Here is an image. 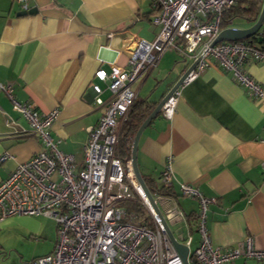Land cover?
I'll return each instance as SVG.
<instances>
[{
	"label": "crops",
	"instance_id": "crops-1",
	"mask_svg": "<svg viewBox=\"0 0 264 264\" xmlns=\"http://www.w3.org/2000/svg\"><path fill=\"white\" fill-rule=\"evenodd\" d=\"M29 5L31 12L21 14L15 2L0 0V82L12 84L17 99L41 112L58 110L50 131L58 148L74 156L78 170L84 164L88 128L111 96L94 73L109 71L111 63L127 67L132 38H155L158 26L151 19L156 8L151 0H31ZM190 64L177 50H165L133 84L136 99L156 105ZM244 67L264 86V59H248ZM92 83L102 88L101 104L94 99ZM41 149L42 140L0 92V155L10 154L0 161V181ZM169 156L174 172L169 194L185 214L192 243L197 246L199 239V204L180 194L179 182L215 198L206 212L214 246L230 249L251 236L264 249V98L249 95L217 64L205 67L181 87L172 118L160 110L140 133L136 160L149 189L163 186L160 174ZM10 217L0 223V264H28L22 255L10 253L14 246L9 238L21 230L8 225ZM51 230L53 245L46 253L57 240L55 221ZM248 260L239 257L231 264Z\"/></svg>",
	"mask_w": 264,
	"mask_h": 264
},
{
	"label": "built area",
	"instance_id": "built-area-1",
	"mask_svg": "<svg viewBox=\"0 0 264 264\" xmlns=\"http://www.w3.org/2000/svg\"><path fill=\"white\" fill-rule=\"evenodd\" d=\"M12 1L21 11L30 8L31 0ZM151 1L156 8L151 21L158 26L155 38L152 41L132 38L127 45V67L111 63L109 71L99 68L94 73L111 96L104 113L88 128L81 169H75L74 156L61 151L59 140L51 134L58 110L41 112L32 103L17 99L12 84L0 82V92L10 98L13 109L26 118L31 132L44 144V149L18 163L0 181V223L11 215L44 214L57 225L53 249L33 257L28 264H184L139 186L130 159L122 161L117 155L122 125L137 94L133 84L151 71L165 50L173 48L191 62L197 60L181 86L162 105V115L167 119L175 112L181 87L211 64L230 71L252 97L264 98V86L244 67L248 59H264V48L246 40L213 43L223 29V13L234 0ZM90 88L96 103L101 104L100 85L92 83ZM9 156L7 151L2 153L0 161ZM173 178L169 156L160 180L163 186L170 187ZM178 185L181 195L196 199L199 204L196 222L199 239L191 254L192 235L175 198L162 193L153 197L157 205L161 200L168 208L163 217L175 238L188 247L189 264H231L239 257L264 263V249L257 248L251 236L230 249L214 246L206 227V212L215 198L207 197L190 183ZM134 197L147 207L151 225L137 220L135 213L119 204Z\"/></svg>",
	"mask_w": 264,
	"mask_h": 264
},
{
	"label": "trees",
	"instance_id": "trees-1",
	"mask_svg": "<svg viewBox=\"0 0 264 264\" xmlns=\"http://www.w3.org/2000/svg\"><path fill=\"white\" fill-rule=\"evenodd\" d=\"M261 5V0H234V4L224 11L221 26L223 28L227 27L236 17H243L250 22L255 21L259 15ZM259 38H261L262 41L259 42L258 46L264 48V30L257 31L256 34L244 40L249 43H258ZM154 106L155 103L153 101L147 99L137 100L135 98L128 118L122 125L117 147V155L122 161L130 159V149L134 134ZM150 191L158 194H169V187L162 186L157 191L154 189H151ZM119 204L126 211L135 213L137 220L145 222L147 225H151V217L138 197L122 200Z\"/></svg>",
	"mask_w": 264,
	"mask_h": 264
},
{
	"label": "water",
	"instance_id": "water-1",
	"mask_svg": "<svg viewBox=\"0 0 264 264\" xmlns=\"http://www.w3.org/2000/svg\"><path fill=\"white\" fill-rule=\"evenodd\" d=\"M30 12H31V9H29L28 11H22L21 14H26ZM262 24H264V0H262L261 9H260L257 19L255 21H252L250 26H248L247 28L225 27L219 31L213 43H217L221 41H236V40L248 39L252 35L256 34L257 31L260 30ZM258 41L261 42L262 41L261 38H259ZM196 63H197V60L191 62V64L179 76L177 81L169 88V90L165 93L162 99L154 106V108L150 111V113L142 121V123L140 124V126L138 127L137 131L134 134V137L131 143V149H130V162H131L133 174L139 186L141 187L145 197L147 198L150 206L152 207L158 219L160 220L161 224L163 225L164 232L168 236L171 244L173 245V247L175 248V250L181 257L184 264H189L188 257H187L189 249L185 244L181 243L175 238L173 232L170 230L169 226L167 225L161 210L159 209L157 203L155 202L152 192L147 187L145 180L138 169L137 160H136V149H137V142H138L141 131L153 119V117H155L158 114V112L162 108V105L164 104L166 99L171 95V93L181 86L185 77L196 66Z\"/></svg>",
	"mask_w": 264,
	"mask_h": 264
},
{
	"label": "rangeland",
	"instance_id": "rangeland-1",
	"mask_svg": "<svg viewBox=\"0 0 264 264\" xmlns=\"http://www.w3.org/2000/svg\"><path fill=\"white\" fill-rule=\"evenodd\" d=\"M249 21L243 17H236L233 19L231 26L238 28H247L250 26ZM261 29H264L262 25ZM158 205L162 212L166 214L165 205L158 201ZM148 212L147 207L143 204ZM9 219V226L20 228L18 234H13L9 241L14 246L11 254L22 255V260H30L33 257L45 254L46 251L53 245V236L51 228L54 226V221L51 217L38 214V215H11ZM195 241L190 245V254L194 251ZM249 264H264L258 263L254 260H248Z\"/></svg>",
	"mask_w": 264,
	"mask_h": 264
}]
</instances>
